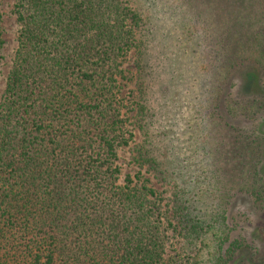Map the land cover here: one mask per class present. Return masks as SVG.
<instances>
[{
	"label": "trees",
	"instance_id": "1",
	"mask_svg": "<svg viewBox=\"0 0 264 264\" xmlns=\"http://www.w3.org/2000/svg\"><path fill=\"white\" fill-rule=\"evenodd\" d=\"M13 13L18 44L0 99V264H264V0H15ZM168 20L174 31L163 34L157 23ZM197 49L207 50L205 77L189 58ZM132 53L133 71L124 66ZM248 64L260 68L252 96L238 90ZM187 69L200 104L174 121L193 92L180 86ZM128 123L141 135L133 145ZM175 125L208 137L210 173L194 168ZM122 146L169 187L168 209L152 186L119 182ZM235 181L239 199L261 206L248 236L232 235L225 215Z\"/></svg>",
	"mask_w": 264,
	"mask_h": 264
},
{
	"label": "rangeland",
	"instance_id": "2",
	"mask_svg": "<svg viewBox=\"0 0 264 264\" xmlns=\"http://www.w3.org/2000/svg\"><path fill=\"white\" fill-rule=\"evenodd\" d=\"M15 0H0V37L3 41L2 46L0 47V99L4 90L5 80L6 76L9 72V70L12 67L13 64V57L15 50L17 48V35H18V29L19 25L16 21L15 14L13 13V5ZM159 13V12H158ZM209 19V17H207ZM160 20H157L158 22ZM157 26L160 27V31L163 32V34H168V31H174L175 25H173V20H168L165 22V24L157 23ZM198 27H204V26H198ZM206 29V27H204ZM209 35V26L207 27L206 35ZM204 45H206L208 48L210 44L208 43V39L204 38ZM205 47V46H204ZM206 47V48H207ZM253 48L251 50L257 49L256 46H252ZM159 50V49H158ZM161 51H159V54L157 56L158 59L155 60L158 66L154 68V71H161V65L164 64L161 60ZM256 55V53L254 54ZM194 59L195 63V71L197 72V75L204 76L207 69H209V57L207 54L206 49H197L190 54L189 58ZM249 58V56L247 55ZM252 60V57L249 58ZM133 60L134 55L133 53L128 57L127 61L124 63V66L127 70H134L133 66ZM246 61L248 59H245ZM245 61V63H246ZM252 63V62H249ZM260 72V68L257 64H248L246 68H244L239 75L240 82H238V90L241 94L245 96H252L253 94H256L259 91V85H258V74ZM199 73V74H198ZM252 74V77H248V75ZM163 74V73H161ZM193 69H187L186 70V77L185 82H183V85L180 84L181 89L189 92L190 88H193V92L188 93V97L186 100L182 103L181 110L174 113V121L175 117L179 115L181 112L183 115L186 116V118L189 117L192 110H190V107L194 105L195 107H198L200 104L198 101V90L196 84L198 83V77L193 76ZM205 77V76H204ZM159 81H157L155 87L156 89L159 88ZM129 85H131L129 83ZM158 86V88H157ZM195 87V88H194ZM229 91L230 89L232 91L235 90V88L232 86V84H228ZM231 87V88H230ZM158 92V90L156 91ZM124 96V103H128L129 98V90L128 87H125L122 91V94ZM153 99V105H156L157 99H159L158 94L156 93ZM161 102V100H160ZM129 104V103H128ZM128 108H123V111ZM233 123V121H231ZM157 128H160V123L155 124ZM174 127V136H176L178 139L176 142H178L183 147V152L185 151L188 154L191 155V162L196 164L194 168H197L199 166V169L197 172H201L204 174L210 173L212 169H214L216 166L215 164H210L208 157H206V151L209 147V143L205 141V134L199 135L200 133H197L198 131L194 130L193 126L183 125L178 126L175 125ZM186 127V128H185ZM127 128L129 131L131 130L133 132V139L130 141V145H133L134 143L141 140V135L139 132L135 129H132V124L128 123ZM185 128V130H183ZM193 129V130H191ZM183 131V132H182ZM194 134V135H191ZM213 147H217V144L215 143ZM219 148V146H218ZM220 150L227 151V148H220ZM193 152V153H192ZM223 162L217 166H223ZM117 164L120 167V175H119V182L123 183V179L126 175H131V178L134 180V183H138L141 185L142 183H145L146 185H150L154 188V190L157 193V201L160 202L161 205H164V209L166 210L169 208V201H170V192L169 187L164 186L161 183L157 182L156 179H154L149 173L146 172L145 167H140L138 164L134 163L133 160H131V151L129 149V146H122L118 149V159ZM216 164H218L216 162ZM224 167V166H223ZM225 168V167H224ZM225 168L224 174L227 173L228 175H233L229 170ZM260 174L263 177L264 176V164L260 167ZM136 175H139V178L136 177ZM219 175L221 177V169L219 170ZM208 176V175H207ZM211 178V177H209ZM149 180V181H146ZM240 184V183H239ZM237 181L229 185L230 191L227 192V209L225 215L227 217L232 216L235 225H232L231 227V234L236 235L238 233L244 234L248 236L252 234L254 229H256V225H261V210H260V204L258 201L255 202L254 196L249 195L248 198H238L237 193L241 194L243 192V187L239 185ZM243 184V183H241ZM201 188L202 185L199 183L198 188ZM242 188V192L240 189ZM232 190V191H231ZM236 192V193H235ZM170 214V211H169ZM178 247V236L177 234H171L169 233V240H168V247H167V254H172L174 252V249ZM183 264L182 261H179V263ZM173 264H178V262H173Z\"/></svg>",
	"mask_w": 264,
	"mask_h": 264
}]
</instances>
